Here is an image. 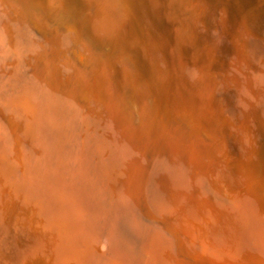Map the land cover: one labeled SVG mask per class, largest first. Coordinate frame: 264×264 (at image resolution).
I'll return each instance as SVG.
<instances>
[{
	"label": "water",
	"instance_id": "1",
	"mask_svg": "<svg viewBox=\"0 0 264 264\" xmlns=\"http://www.w3.org/2000/svg\"><path fill=\"white\" fill-rule=\"evenodd\" d=\"M0 264H264V0H0Z\"/></svg>",
	"mask_w": 264,
	"mask_h": 264
}]
</instances>
